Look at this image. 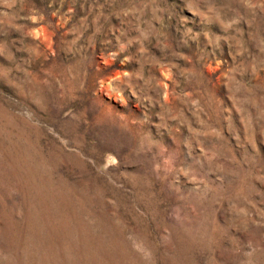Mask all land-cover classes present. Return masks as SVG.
I'll return each instance as SVG.
<instances>
[{"label": "rangeland", "instance_id": "374dc122", "mask_svg": "<svg viewBox=\"0 0 264 264\" xmlns=\"http://www.w3.org/2000/svg\"><path fill=\"white\" fill-rule=\"evenodd\" d=\"M0 264H264V0H0Z\"/></svg>", "mask_w": 264, "mask_h": 264}]
</instances>
